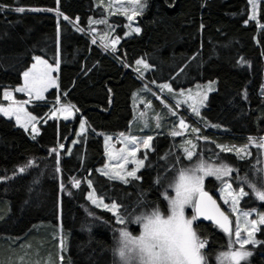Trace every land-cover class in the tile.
I'll list each match as a JSON object with an SVG mask.
<instances>
[{"label": "trees", "instance_id": "1", "mask_svg": "<svg viewBox=\"0 0 264 264\" xmlns=\"http://www.w3.org/2000/svg\"><path fill=\"white\" fill-rule=\"evenodd\" d=\"M0 5L5 6L0 11V105L6 104L5 91L13 92L21 85L33 57L50 64L59 61L58 89L28 108L40 120L38 134L31 135L0 116L3 264H113L111 246L123 226L116 224L110 212L93 206L88 194L95 192L105 203H118V212L125 217L144 212L146 205L159 204L166 212L162 193L175 175L171 169L191 167L200 157L234 168L228 181L234 189L244 187L249 192L239 208L264 214V201L241 179L258 181L264 187L260 149L251 148V155L240 159L217 147H244L250 137L264 136L260 91L264 0H259L257 24L248 19V0H147L137 19L139 33L127 36L123 18L109 19L117 25L119 43L114 51L94 43L89 33V21L104 17L95 0H0ZM16 8L25 10L17 12ZM137 60L149 68L137 71ZM208 83L215 88L199 115L184 116L191 128L199 129L191 161L182 150L183 139L170 134L172 118L165 111L158 129L135 120L133 98L145 84L152 88L168 84L178 92ZM57 100L74 106L78 114L73 121L43 120ZM147 102L160 110L154 97L148 95ZM79 117L85 127L81 135L76 133ZM119 134L154 138L148 159L137 172L141 179H129L128 184L99 172L105 163L104 136ZM61 145L58 165L53 149ZM22 167L26 168L23 172L19 171ZM73 178L80 181L79 187L73 186ZM220 185L213 177L205 179L206 190L216 199ZM129 227L138 234L137 225ZM58 230L66 242L64 251H59ZM197 231L208 242L204 249L208 264H214L228 248L226 236L203 222ZM256 238L264 241V226ZM250 250L253 255L244 264H264V243Z\"/></svg>", "mask_w": 264, "mask_h": 264}, {"label": "snow or ice", "instance_id": "2", "mask_svg": "<svg viewBox=\"0 0 264 264\" xmlns=\"http://www.w3.org/2000/svg\"><path fill=\"white\" fill-rule=\"evenodd\" d=\"M59 2V0H57ZM133 4L136 5L137 11H142L144 4L140 0H132ZM253 5V10L255 12L256 0H249ZM3 5H0V11L4 10ZM24 8H16L15 11L23 12ZM33 11H40L41 9H32ZM50 10V9H49ZM57 15H61L57 9ZM68 19V17H64ZM129 21L133 17H128ZM250 20L256 19L255 15L249 17ZM92 23H106V21H91ZM131 27V25H128ZM264 28V25H261ZM82 30V29H78ZM135 32L139 33L140 29L137 27L134 29ZM126 33L125 35H128ZM117 38V41L118 42ZM95 43V41H94ZM114 50V49H113ZM35 63L32 64L31 68L23 73L24 84L21 87L16 88L15 92L26 93L30 99L35 98L36 100H41L44 98L43 93L47 91L49 86L55 84V80L52 77V73L56 71L59 66V61L56 62V68L53 67L46 59H42L39 56L33 57ZM243 62V59L241 60ZM137 65L143 64L144 68H149V65L143 60H137ZM139 71V69H137ZM162 90L167 89L172 92V88L168 84L159 86ZM211 90V84L208 86ZM183 95V93H180ZM4 98L11 101L12 103L7 107H0V113L5 116L11 117L15 116L16 122L19 126L24 127L27 131V126L36 120L35 116H31L25 112L23 105L28 104L29 101L18 102L14 100L13 93L9 91L4 92ZM159 98V97H158ZM191 98V97H189ZM206 99V94H205ZM202 103V101H201ZM180 101H177V106H179ZM73 105H66L61 107V111L69 112ZM150 107V105H146ZM194 113L199 115L198 108L195 105H191ZM21 114L24 116V122H22ZM175 114V113H173ZM144 114L141 113L139 118H143ZM68 119V116L64 117ZM157 127H160L159 117H157ZM145 126H147V121H145ZM81 127L83 129L84 122H82ZM179 127L181 131H176L175 129L170 133L172 136L183 135L184 130L188 129V125L183 119L180 120ZM33 132L37 133L39 130L32 124ZM193 133H198L199 129L192 128ZM123 135V134H121ZM35 138V136H33ZM111 137H106V145L111 140ZM128 143L135 145V147L130 150L121 149V153L127 151V156L121 155V153L107 152L109 159L119 158L123 162L117 165L105 164L104 169L100 170L103 175L108 176L110 180H119L125 184L130 183L132 180H140L141 177L137 175V172L141 167L145 165V160L148 159L147 151H145L142 159L137 158V153L140 148V141L136 137L126 138ZM154 138L149 136L143 139V148L145 150H151V142ZM203 139H207L206 137ZM249 141L258 148H264V138H260V142L257 143L255 138L250 137ZM184 144L190 147H185L184 151L188 160H192L194 154L197 150V145L193 143L192 140L184 141ZM61 148L64 146L61 145ZM222 152L224 151H234L238 158L244 159V155H251L248 151V146L244 148H228L227 146L217 145ZM55 152L56 150L53 149ZM107 151V149H106ZM58 165H59V153H57ZM128 157H132L129 161ZM219 159V157L217 158ZM134 163L136 165L130 171L126 170V166L129 163ZM179 162V161H178ZM109 169H111L109 171ZM26 168H21L19 171L23 172ZM57 171H60L59 166ZM175 175L168 180L167 188L162 193L163 199L167 202V211L165 212L156 204L155 206L146 205V210L140 214L130 213L125 217L119 214L118 209L120 205L116 202L111 204L104 203L103 199H97L95 192H90L88 199L96 205L112 213L115 217V222L123 227L117 229L118 231V247L114 252L118 253L122 264H208L207 257L204 253L207 241L202 239L197 231V227L200 224V219L203 218L204 221H211L218 228L223 230L225 233H230V220L229 215L221 209V206L217 203V200L210 195L205 188L206 177H215L223 185L221 188V197L224 204H229L231 213H237L239 211L238 205H240L242 198L249 195V192L245 191L244 187H239L238 190L233 188V184L225 180V177H229L232 172L235 171L229 164L220 162L218 164H208L205 163L204 158L200 157L199 162L193 164L191 167L182 166L180 168L173 167L171 169ZM259 175V172H257ZM74 179V178H73ZM244 182L252 192L255 194L256 198L260 201H264V187L258 185V181H249L246 178ZM159 183V180L157 181ZM89 187H92V182L89 181ZM80 181L74 179L73 186L79 187ZM63 190V185L61 186ZM139 202V201H138ZM151 208V210H147ZM255 211V210H254ZM250 213L247 211L240 212L237 217L239 220L241 217L244 218L245 228L244 231L247 232V238L242 236L240 225L237 224L235 230L236 240L233 241L230 237L228 251H222L218 254L217 264H244L249 257L253 255L252 250L247 249V245L255 246L264 243V241L257 240L255 234L260 231L259 225H264V214H259L258 219L248 220ZM135 224L139 227V234H134L129 225ZM247 225H251L249 229ZM237 243L239 248L233 247V244ZM61 250H66V242L61 239ZM114 258V257H113ZM61 261L63 257H60ZM0 264H3L0 261ZM113 264H117L116 259H113Z\"/></svg>", "mask_w": 264, "mask_h": 264}, {"label": "rangeland", "instance_id": "3", "mask_svg": "<svg viewBox=\"0 0 264 264\" xmlns=\"http://www.w3.org/2000/svg\"><path fill=\"white\" fill-rule=\"evenodd\" d=\"M95 1H96L97 6H99L102 9L104 17L99 18V19H91V21H106V23H92V24H90V21H89V25H88L89 33L92 36V38L95 41V43H98L100 46H102L106 50L114 51L116 46H117V44L119 43V39H118V42H116L117 41V37L115 35L117 25L111 24L109 19L111 17H114V16L123 18L124 21H125L126 28L128 30L127 33H129L127 36L132 35V34H137V32H135L134 29L137 28V19L139 18V16L142 15V13H143V11L145 9V6L142 9V11H137L136 10V5L133 4L132 0H95ZM146 1L147 0H140V2L143 3L144 5H146ZM248 4H249L248 19H249V17L255 15L256 19H252V20L249 19V20L253 21V22H255L257 24L258 23V5H259V0H256L255 12L253 10L252 3H250L249 0H248ZM129 16L133 17V19L131 21H129V19H128ZM128 25H131V27H129ZM33 63H35L34 60H33ZM32 64H31V66H32ZM52 65H53L54 68H56V63L52 64ZM31 66H30V68H31ZM137 66H138V69L141 70V71H146L148 69V68L145 69L143 64L137 65ZM58 69H59V66H58V68H56V71H54L52 73V77L55 80V84L52 85V86H49L47 91H45L43 93V96H44L43 99L36 100L34 97L30 99V97L26 93L15 92V91L12 92L14 100H16L18 102L29 101L28 104L23 105L24 110H25L26 113L31 115L29 113V111H28L29 106L34 105L36 102H41V101L45 100V95L50 90L58 89V81H57ZM23 84H24V78H23V74H22V83L18 87L23 86ZM209 85H210L209 83L208 84H200V85H196L193 88L188 89V90L178 91V92H174V91L169 92L167 89H163L162 90L161 88H155V87L152 88V87H150V86L145 84L143 86V88L141 89V91L139 93H137L134 96V98H133V111H134L135 120L139 121L142 124L143 127H146L145 126V121H147V126L150 125V124H153L154 128L158 129L160 127H157V122H158L157 121V117H159V124L161 126L162 120H163L162 119L163 118V111H165L167 113V115H168L167 118H169V117L172 118L170 121H168V124L171 125L172 130L175 129L176 131H181V129L179 127V123H180V120L183 119L185 121V123L189 127H188V129L184 130L183 135L176 136V137L183 139L182 140V150L185 153L184 148L185 147H190V146L185 145L184 141L192 140L193 143L196 144L195 139L197 140V136H196V133H193L191 131V129H192L191 125L188 122H186L184 116L187 117V118H190V119H194L195 117L198 116L196 113L193 112L191 105H195L198 108V111L200 113V110L203 108L204 103H205L208 95L215 88V84L211 83V90H209V87H208ZM18 87H16V88H18ZM260 91H261V94L264 96V72H263V83H262ZM180 93H183V95H180ZM205 94H206V99H205ZM148 95H150V96L155 98L156 102H158V104H159L160 110H154V108L151 105V103L147 102V96ZM189 97H191V98H189ZM177 101H180L179 106H177ZM201 101H202V103H201ZM11 103H12L11 101L6 99V104L0 105V107L7 108ZM66 105L67 104H63L59 100L55 101L54 105H52L50 111L44 117L43 120L44 121H47V120L73 121L75 119V116L78 113H76L74 108H71L69 110V112L61 111L60 110L61 107L62 106H66ZM146 105H150V107H146ZM141 113L144 114L143 118H139L141 116ZM173 113H175V114H173ZM0 116L4 117L5 119H8V120L12 121L17 127H19L21 129H23L24 131H26L24 127H21V126H19L17 124L15 116L8 117V116H5L3 113H0ZM31 116H33V115H31ZM65 116H68V119H65L64 118ZM21 118H22V122H24L25 118H24L23 114H21ZM79 119H80V117H79ZM173 120L176 121L175 124H173L171 122ZM39 122H40V120H38L36 118V120L34 122L29 123L28 126H27V131L26 132H29L31 135L36 134V133L33 132L32 124L34 123L35 127L38 129ZM82 122H84V120L80 119L79 127H78V130L76 132L77 135H81L82 133L85 132V127H83V129L81 127ZM106 137H111L112 138L107 145L105 143ZM130 137H136L137 140L140 141V148H139V151L137 153V158H140L139 157L140 154H144L145 151H150V150H145L143 148V143H142L143 139H145V138H147L149 136H141V137H139V136H132V135H128V134H123V135L119 134V135H116V136H104L103 142H104V147H105V163L100 168V170L104 169L105 164H110V165L114 166V165H117V164L123 162L119 158L110 160L109 156L107 155V152H113L114 154L115 153H121V149L130 150L131 148L135 147V145H132V144L128 143V139H126V138H130ZM260 138H264V136H260V137L255 138L257 143L260 142ZM73 143H75V141H73ZM246 145L248 146V151L249 152H251L250 151L251 148H258L254 144H251L249 139H248V142H247ZM244 147H239L238 146L236 148H244ZM228 148H232V146H230ZM106 149H107V151H106ZM259 149L262 152V154L264 155V148H259ZM62 150H63V148H61L59 146L55 152L57 154V153H60ZM224 152L235 154L234 151H224ZM121 155L127 156V151L121 153ZM241 155H244V157H249V155H246L244 153H242ZM128 159H129V161H131L132 157H128ZM205 163H207V162H205ZM208 164H216V162H212V163H208ZM135 167H136V165L134 163L130 162L126 166V170L130 171V170H132ZM100 170H99V172L101 173ZM110 170L111 169H109V171ZM104 176H106V175H104ZM106 177L108 178V176H106ZM229 177H225L224 179L228 181ZM206 178H208V177H206ZM213 178H215V177H213ZM128 179H131V178H128ZM114 181L122 182V181H119V180H114ZM220 186L221 187H220V189L217 192L218 200H219L220 204L223 206L226 214L229 215V220H230L229 227H230V230H231L230 233H225L223 230L222 231H223L224 235L226 236V238L228 240V245H229L230 237H231V239L233 241L236 240L235 230H236L237 224L240 225L242 236L244 238H247V232L244 231V228H245L246 225H245V221H244L243 217H241L239 220L237 219V217L240 215V212H243V210H241L239 208V205H238L239 211L237 213H231V211H230V202H229V204H224L223 200L220 199V197H221V188L223 187V185L221 184ZM97 199H99V198H97ZM89 201H90V203L93 206L97 207L96 205H94L91 202V200H89ZM97 208L105 210L102 205L100 207H97ZM105 211H107V210H105ZM247 212L250 213V216L247 218L248 220L258 219L259 218V214H263V213H259L256 210L255 211L254 210H250V211H247ZM262 226H264V225H259L258 227L260 228ZM247 227L250 229L251 225H247ZM138 230L140 231L139 227H138ZM139 231H138V234H139ZM256 234H255V238H256ZM61 239H62L61 230H58L59 251L61 250V244H60ZM233 247L238 249L239 245L237 243H234ZM246 247H247L248 250H250V249L253 248V245L249 244ZM226 251H228V248H227ZM214 264H217V258H215V263Z\"/></svg>", "mask_w": 264, "mask_h": 264}, {"label": "clouds", "instance_id": "4", "mask_svg": "<svg viewBox=\"0 0 264 264\" xmlns=\"http://www.w3.org/2000/svg\"><path fill=\"white\" fill-rule=\"evenodd\" d=\"M118 247V243L117 241H114L113 242V245L111 246V253L113 255V257L116 259L117 261V264H122L121 260H120V257L118 255V253L114 252V250Z\"/></svg>", "mask_w": 264, "mask_h": 264}, {"label": "water", "instance_id": "5", "mask_svg": "<svg viewBox=\"0 0 264 264\" xmlns=\"http://www.w3.org/2000/svg\"><path fill=\"white\" fill-rule=\"evenodd\" d=\"M209 194H210V193H209ZM210 195H212V194H210ZM213 198L216 199L214 196H213ZM216 200H217V203L221 206V209H222L223 211H225L224 208H223V206L220 204L219 200H218V199H216ZM199 219H200V221L203 222V223H207V224H210V225H212V226L217 227V226L214 225L211 221H204L202 217L199 218ZM217 228H218V227H217ZM219 229H220V228H219Z\"/></svg>", "mask_w": 264, "mask_h": 264}]
</instances>
